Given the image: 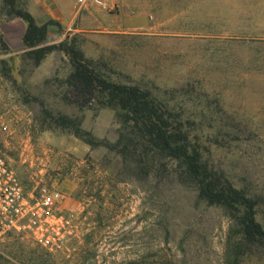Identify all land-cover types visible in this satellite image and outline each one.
<instances>
[{
	"label": "rangeland",
	"instance_id": "obj_1",
	"mask_svg": "<svg viewBox=\"0 0 264 264\" xmlns=\"http://www.w3.org/2000/svg\"><path fill=\"white\" fill-rule=\"evenodd\" d=\"M256 5L87 0L79 22L88 31L46 44L75 43L87 57L107 63L116 81L185 87L190 94L177 102L194 113L198 126L232 133L209 158L257 199L264 227V15L244 16ZM5 19L0 0V26ZM52 53L55 73L35 80L34 60L27 50L11 49L0 27V144L29 190L63 192L64 208L77 224L76 249L51 253L15 235L0 248V264H264V243L237 233L229 212L201 200L175 171V161L146 172L125 163L117 150L92 147L56 125L54 116L68 115L110 143L120 128L117 110L67 95L70 56L60 47ZM16 59L19 73L11 63Z\"/></svg>",
	"mask_w": 264,
	"mask_h": 264
},
{
	"label": "trees",
	"instance_id": "obj_2",
	"mask_svg": "<svg viewBox=\"0 0 264 264\" xmlns=\"http://www.w3.org/2000/svg\"><path fill=\"white\" fill-rule=\"evenodd\" d=\"M3 6L7 19L20 17L27 22L23 41L34 66L57 48L63 49L72 64L65 79L67 95L74 102L96 101L101 107L117 110L120 128L117 141L110 143L85 130L77 118L54 116L56 125L92 147L103 144L117 150L125 163L146 172L175 161V171L185 184L196 187L201 200L229 212L237 223V233L264 243V227L256 217L257 199L236 185L225 171L216 169L209 158L212 148L223 145L232 133L198 126L193 121L194 113L177 102L179 96L190 94L185 87L169 91L116 81L107 72V63L87 57L75 43L46 44L49 26L56 21L38 24L23 0H3Z\"/></svg>",
	"mask_w": 264,
	"mask_h": 264
},
{
	"label": "built area",
	"instance_id": "obj_3",
	"mask_svg": "<svg viewBox=\"0 0 264 264\" xmlns=\"http://www.w3.org/2000/svg\"><path fill=\"white\" fill-rule=\"evenodd\" d=\"M78 1L82 6L87 3ZM64 201L65 195L56 188L29 190L0 144V248L16 235L33 240L48 252L70 255L76 249L78 230Z\"/></svg>",
	"mask_w": 264,
	"mask_h": 264
},
{
	"label": "crops",
	"instance_id": "obj_4",
	"mask_svg": "<svg viewBox=\"0 0 264 264\" xmlns=\"http://www.w3.org/2000/svg\"><path fill=\"white\" fill-rule=\"evenodd\" d=\"M26 7L30 13L35 17L38 24L46 23L50 20H54L57 24H52L48 29V43H56L61 41L63 37L70 38L76 33L86 32L82 24L79 22L85 17V10L79 1L72 0H25ZM260 2V5H256L255 10L250 9L249 14L245 13L248 7L242 8L243 12L240 16H254L263 17V3L264 0H254ZM209 11H215L216 6L210 3L208 6ZM82 21V20H81ZM258 23V21H257ZM1 33L4 40L9 44L10 48L15 52H25L27 50L23 41L24 34L27 30V22L20 17L11 19H5L1 24ZM97 31H93L96 33ZM53 53L47 54L43 61L34 67L32 77L35 80H44L50 78L55 73V66L53 62ZM15 64V70L20 72V60L16 59L11 61ZM86 149V148H85Z\"/></svg>",
	"mask_w": 264,
	"mask_h": 264
}]
</instances>
